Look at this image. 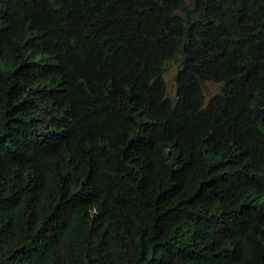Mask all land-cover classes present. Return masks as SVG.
Returning <instances> with one entry per match:
<instances>
[{
    "label": "trees",
    "instance_id": "obj_1",
    "mask_svg": "<svg viewBox=\"0 0 264 264\" xmlns=\"http://www.w3.org/2000/svg\"><path fill=\"white\" fill-rule=\"evenodd\" d=\"M0 264H264V0H0Z\"/></svg>",
    "mask_w": 264,
    "mask_h": 264
},
{
    "label": "rangeland",
    "instance_id": "obj_2",
    "mask_svg": "<svg viewBox=\"0 0 264 264\" xmlns=\"http://www.w3.org/2000/svg\"><path fill=\"white\" fill-rule=\"evenodd\" d=\"M179 58L170 60L165 64V71L163 74L165 86H166V96L171 100L175 101L176 98V83L175 76L180 67ZM220 84L216 82L207 81L203 84V95L207 100L209 97L214 95L219 91Z\"/></svg>",
    "mask_w": 264,
    "mask_h": 264
}]
</instances>
